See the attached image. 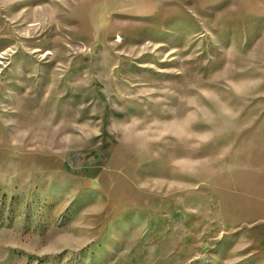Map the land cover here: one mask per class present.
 I'll return each instance as SVG.
<instances>
[{
    "label": "rangeland",
    "instance_id": "374dc122",
    "mask_svg": "<svg viewBox=\"0 0 264 264\" xmlns=\"http://www.w3.org/2000/svg\"><path fill=\"white\" fill-rule=\"evenodd\" d=\"M0 264H264V0H0Z\"/></svg>",
    "mask_w": 264,
    "mask_h": 264
}]
</instances>
